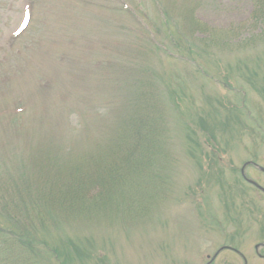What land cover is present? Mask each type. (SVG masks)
<instances>
[{
    "label": "rangeland",
    "instance_id": "374dc122",
    "mask_svg": "<svg viewBox=\"0 0 264 264\" xmlns=\"http://www.w3.org/2000/svg\"><path fill=\"white\" fill-rule=\"evenodd\" d=\"M180 1L0 0V153L7 152L9 142L21 151L25 143L38 145V140L46 139L45 124L55 129L48 135H72L86 112L110 106L107 102L114 101L130 84L133 90L137 88L121 70L136 59L131 50L133 43L140 42L137 31L141 34L144 27L151 32L150 23L158 26L165 18V6L180 5ZM253 3L254 0H205L198 18L225 34L231 32L232 37V43L222 39L224 50L210 49L217 57L216 63L209 65L202 58H195V62L176 61L173 53L146 58L153 80L166 86L187 83V93L196 103V108L188 105L185 110L171 106L174 110L169 118L174 120L170 125L176 140L186 136L185 124L182 127L178 119L188 118L189 122L202 116L207 98L220 95V99L226 97V104L240 109L238 118L246 124L240 125L243 132L236 126L228 139H222L219 129L216 135L228 156L219 158V163L229 190L225 186L211 187L197 203L195 199L187 200L186 189L200 181L201 167L186 153V158L180 156L176 195L182 200L158 206L159 213L142 222L122 221L120 228L112 232L111 226L98 227V222H91L95 228L88 232L96 234L97 244L106 239L114 245L106 249L111 264H209L223 246L239 250L248 264H264L256 251V246L264 242V196L242 176L247 162L264 167V100L249 86L247 78L239 77L237 70L242 65L245 71H258L259 57L264 58L260 53L264 42L256 38L264 26L251 27ZM248 39H254L251 44L258 43L248 49ZM195 67H203V75ZM219 74L227 78L219 79ZM20 109L24 113L13 117ZM227 117L238 120L233 108L225 112L223 120ZM91 122L97 138L102 134L94 126L98 120ZM42 124L43 133L31 139L19 137L23 127L37 130L42 129ZM208 153L216 152L209 149ZM245 174L264 186V174L258 168L249 166ZM77 232L83 231L71 233L79 240L93 238L87 232L83 236ZM261 252L264 254V250ZM101 255L105 256V252ZM213 264L245 262L240 255L226 251Z\"/></svg>",
    "mask_w": 264,
    "mask_h": 264
},
{
    "label": "trees",
    "instance_id": "16d2710c",
    "mask_svg": "<svg viewBox=\"0 0 264 264\" xmlns=\"http://www.w3.org/2000/svg\"><path fill=\"white\" fill-rule=\"evenodd\" d=\"M204 2L182 0L171 8L168 3L166 16L158 26L150 23L151 32L144 27L141 34L137 31L140 42L133 43L131 50L136 59L121 68L128 82L136 83L137 88L133 90L129 83L128 89L107 102L110 106L86 112L72 135H48L55 129L44 120V141L38 140L36 146L25 143L23 151L9 142L7 152L0 153V264H111L106 249L114 245L106 239L97 244L96 234L88 232L95 228L91 222H98V227L111 226L112 232L120 228L122 221L142 222L159 213L158 206L182 200L176 195L180 156L195 158L201 167L200 181L186 189L187 200L195 199L197 203L211 187L227 188L219 158L228 156L216 135L219 129L222 139H228L236 126L243 132L240 125L246 124L238 118L240 109L226 104V97L207 98L202 116L189 122L188 118H177L182 127L185 124L186 136L176 140L170 125L174 120L169 118L174 110L171 106L185 110L188 105L196 108V103L187 93V83L166 86L153 80L146 59L156 53L158 58L162 53L167 57L173 53L176 61L195 62V58H202L209 65L216 63L217 57L210 49L224 50L222 39L232 43V37L231 32L225 34L198 18ZM251 19L252 28L264 26V0H254ZM256 38L264 42V28ZM248 40V49L258 43ZM263 51L264 48L260 53L264 56ZM257 64L258 71H245L242 65L237 70L239 77L247 78L249 86L264 100V58L259 57ZM201 68L195 67L203 75ZM230 70L234 73L233 68ZM221 76L225 75L217 78ZM228 107L233 108L237 121L231 117L223 120L225 112L230 111ZM23 113L20 109L13 117ZM93 116L98 120L94 126L102 132L97 138L91 127ZM43 132V124L37 130L23 127L19 137L31 139ZM207 148L216 153H208ZM227 198L233 203L231 195L227 194ZM74 230L83 231L77 232L81 236L92 234L93 238H74Z\"/></svg>",
    "mask_w": 264,
    "mask_h": 264
},
{
    "label": "water",
    "instance_id": "95a60500",
    "mask_svg": "<svg viewBox=\"0 0 264 264\" xmlns=\"http://www.w3.org/2000/svg\"><path fill=\"white\" fill-rule=\"evenodd\" d=\"M261 170L264 172V169H261ZM250 183L256 185L254 182H251V181H250Z\"/></svg>",
    "mask_w": 264,
    "mask_h": 264
}]
</instances>
